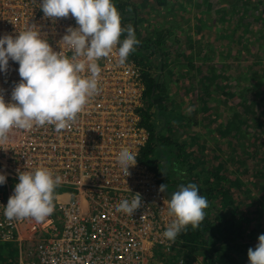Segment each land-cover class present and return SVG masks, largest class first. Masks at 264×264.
Listing matches in <instances>:
<instances>
[{
	"label": "built area",
	"instance_id": "built-area-1",
	"mask_svg": "<svg viewBox=\"0 0 264 264\" xmlns=\"http://www.w3.org/2000/svg\"><path fill=\"white\" fill-rule=\"evenodd\" d=\"M68 26H77L74 18H45L39 0H0V36L32 28L61 51L57 41ZM61 54L71 56V51L64 47ZM117 60L113 53L97 61L100 90L64 129L49 124L27 131L14 128L0 143V173L7 178L0 185V241L18 245L20 264H149L155 244L164 245L167 253L172 249L174 242L162 235L171 220L164 203L168 196L159 192L156 175L137 160L150 142L138 120L145 91L141 73L134 63L119 67ZM17 68L10 60L7 72L0 74L6 102L20 80ZM122 150L134 152L137 161L127 177L116 165ZM37 167L59 175L55 190L66 191L54 195L52 213L40 222L5 219L3 205L18 171ZM134 194L142 203L133 215L115 211Z\"/></svg>",
	"mask_w": 264,
	"mask_h": 264
},
{
	"label": "rangeland",
	"instance_id": "rangeland-1",
	"mask_svg": "<svg viewBox=\"0 0 264 264\" xmlns=\"http://www.w3.org/2000/svg\"><path fill=\"white\" fill-rule=\"evenodd\" d=\"M130 1L138 10L137 29L141 31L140 36L137 32L133 34L135 37L155 41L156 34L162 31L169 30L173 34L168 36L165 33L162 49L167 54L164 61L169 64V70L177 73V77L166 71L162 80L168 88V100L176 101L172 109L181 110L188 122L182 135L178 132L174 137L176 132L172 131L171 138L177 140L180 136L181 141L188 142L186 149L189 154H203L207 159L205 172L221 165L220 160H223L226 168L219 175L228 181L236 178L241 181V188L230 190L234 193V207L259 227V235L264 234V190L259 191L260 186L264 187V128L244 113V109L250 115L258 112L259 119L263 114L262 110L259 111L263 106H255L247 96L254 94L259 97V90L264 89V27L259 21L264 19V0H166L165 5H159L155 0ZM241 23L245 25L243 29L239 26ZM183 47L185 51H182ZM190 64L195 67H189ZM156 73L161 74L157 70ZM201 87L203 93L198 90ZM236 114L241 115L245 126L241 131L243 137H238L239 141L233 143L232 138L236 136L228 137L222 133L220 125L234 122L232 115ZM138 120L141 121L140 114ZM140 125L150 134L146 127ZM194 139L198 142L192 146ZM243 150L249 155L254 153L251 177H248L249 163L243 158ZM166 158L169 160L159 148L154 150L148 160H152L155 171L149 169V162L143 156L139 155L137 160L149 172L158 175L160 185L167 184L165 194L171 196L177 190L173 186L174 165ZM211 187L218 204L222 200L221 192L229 189L230 184L215 181ZM64 191L60 189L54 193ZM214 204L215 200L208 204L205 214L209 215ZM259 235L251 233L247 241L238 243L248 246V249L254 248ZM174 244L173 252L177 253ZM170 253L166 252L164 245L155 244L149 264H180V259L176 261ZM18 254L16 243L3 245L0 241V264H20ZM196 259V264H201L203 254H196Z\"/></svg>",
	"mask_w": 264,
	"mask_h": 264
},
{
	"label": "clouds",
	"instance_id": "clouds-1",
	"mask_svg": "<svg viewBox=\"0 0 264 264\" xmlns=\"http://www.w3.org/2000/svg\"><path fill=\"white\" fill-rule=\"evenodd\" d=\"M39 4L45 18L55 22L71 16L77 26H68L57 41L61 51H54L49 40L32 28L19 31L16 36H0V74L7 72L11 60L18 64L20 77L11 90L10 101L6 102L0 94V143L8 139L14 128L27 131L49 124L56 131L64 129L100 90L101 68L97 61L115 53L117 66L123 67L139 47L131 29L122 28L120 13L112 0H39ZM64 47L71 56L61 54ZM136 163L135 153L130 150L120 151L116 159L125 177ZM6 179L0 173V185ZM17 179L12 195L3 205L5 219L31 217L42 221L53 211L54 190L61 177L46 167H37L18 171ZM166 187L167 184L160 185L159 192H165ZM198 193L195 183L181 184L164 202L171 218L162 234L167 241L174 242L188 226L195 229L203 221L208 203ZM141 203V196L134 194L131 200H121L115 211L133 215ZM257 240L255 247L247 251L248 264H264V234Z\"/></svg>",
	"mask_w": 264,
	"mask_h": 264
},
{
	"label": "trees",
	"instance_id": "trees-1",
	"mask_svg": "<svg viewBox=\"0 0 264 264\" xmlns=\"http://www.w3.org/2000/svg\"><path fill=\"white\" fill-rule=\"evenodd\" d=\"M112 2L120 13L122 28L131 29L133 34L137 32V35L140 36L141 31L137 29L138 10L132 6V1L112 0ZM155 2L159 5H165L166 0H155ZM262 3L264 5V1ZM223 17L227 19L226 15ZM259 21L261 22L260 26L264 27V19L260 18ZM239 26L242 29L245 27L243 23ZM165 33L168 36H173L169 30L157 33L155 41L133 35L134 41L139 47L133 50V54L127 58V61L138 66L145 86V92L143 94L144 106L139 110L141 116L140 123L148 129L152 140L143 149L141 155L149 162L147 164L149 169L155 171L152 160H148V158L151 157L156 148H159L161 153L166 155L174 165L173 186L177 190L178 185H186L192 182L198 186V194L206 197L208 204L215 200L212 211L209 212V215L205 214L199 227L193 229L191 226H188L185 231L178 234L175 239L176 243L173 246H177V253L173 252L174 248L170 252L173 253L172 255L176 261L182 257L185 264H196V254L198 253L203 254L201 264H248V246H244L242 243H238V241H247L251 233L254 235L257 233L259 235L261 230L255 224L253 225V221L249 217L239 213L237 208L234 207L232 202L234 193L230 190L233 187L241 188V181L239 178H236L234 181H228L227 178L219 175L226 168L223 160H220L221 165L205 172L204 162L207 159L203 157V154L198 152L202 157L195 153L189 154L187 152L188 149H186L189 146L188 142L186 144V142L181 141L180 136L177 140L171 138L172 131L176 132L174 137L178 132V134H183L188 120L187 116L181 110L177 112L175 109H172V105L176 101L172 99L168 100V88L162 80V74L165 75L166 71L172 76L177 75L173 69L169 70V64H167L166 60L164 61V58L167 57V54L162 49V43L166 37ZM123 37L124 33H122L121 39ZM182 51H185V47L182 48ZM189 67L194 68L195 66L190 64ZM156 70L160 71L161 74H157ZM160 81H162V84ZM200 89L198 90L203 93V87ZM247 99L251 100L257 107L263 106V109H259V111H263L260 119L258 118V112L250 115V112H246L244 109V113L246 116L251 117L253 122L260 124L264 128V89L259 90V97L252 94L247 96ZM203 100L205 101V99ZM232 116L235 120L234 122L229 121L227 125L221 124L220 127L222 128V133L224 132L228 137L230 135L231 137L236 136L232 138L233 143H235L239 141L238 137H243L241 131L244 130L245 123L241 115L236 114ZM235 127L236 130H234ZM197 142V139H194L191 145L193 146ZM243 153L244 160H247L249 163V170H247V173L249 171L248 177H251V169L254 167V153L251 152V155H249L245 150H243ZM166 160L168 159L166 158ZM155 175L158 178L156 173ZM215 181H218L219 184H226L227 182L230 184L229 189L225 188L221 192L222 200L218 204L216 203L215 191L211 187L212 184H215ZM262 190H264V187L260 186L259 191ZM240 192H243V190ZM259 195L263 196L261 193ZM168 196L170 195L168 194ZM255 203L256 201L251 204L254 205Z\"/></svg>",
	"mask_w": 264,
	"mask_h": 264
},
{
	"label": "bare ground",
	"instance_id": "bare-ground-1",
	"mask_svg": "<svg viewBox=\"0 0 264 264\" xmlns=\"http://www.w3.org/2000/svg\"><path fill=\"white\" fill-rule=\"evenodd\" d=\"M96 185H99V186H100V185H101V183H96Z\"/></svg>",
	"mask_w": 264,
	"mask_h": 264
}]
</instances>
